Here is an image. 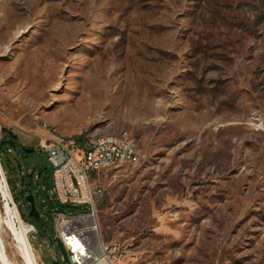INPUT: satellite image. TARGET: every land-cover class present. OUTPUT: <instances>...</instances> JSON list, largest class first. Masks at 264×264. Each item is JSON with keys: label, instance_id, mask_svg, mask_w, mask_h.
Instances as JSON below:
<instances>
[{"label": "rangeland", "instance_id": "374dc122", "mask_svg": "<svg viewBox=\"0 0 264 264\" xmlns=\"http://www.w3.org/2000/svg\"><path fill=\"white\" fill-rule=\"evenodd\" d=\"M45 124L134 141L140 162L94 179L122 264H264V0H0V143L17 136L0 149L10 264H25L19 208L38 264H65L45 191L40 220L28 215L51 181Z\"/></svg>", "mask_w": 264, "mask_h": 264}, {"label": "built area", "instance_id": "2783aa9c", "mask_svg": "<svg viewBox=\"0 0 264 264\" xmlns=\"http://www.w3.org/2000/svg\"><path fill=\"white\" fill-rule=\"evenodd\" d=\"M41 127L36 135L38 148L48 155L51 185L48 189L44 185L33 189V195L41 190L46 192L41 205L50 213L52 238L61 241L67 253V264H122V257L129 253L119 243L107 245L102 236L97 208L102 190L96 187L94 179L109 169L140 162V155L130 154L127 142H120V136L110 139V145H101L99 139L94 146H87L84 139L79 141L76 138H65V143H55L48 134H41ZM20 175L25 176L22 168ZM2 177L12 195L4 169ZM36 178L39 180L40 176ZM11 199L18 209L19 203L13 196ZM67 205L85 206L86 211L72 213L62 209ZM45 220L49 221V216H45ZM21 222L35 239L38 234L36 226L24 219Z\"/></svg>", "mask_w": 264, "mask_h": 264}, {"label": "bare ground", "instance_id": "6f19581e", "mask_svg": "<svg viewBox=\"0 0 264 264\" xmlns=\"http://www.w3.org/2000/svg\"><path fill=\"white\" fill-rule=\"evenodd\" d=\"M43 134H48L50 138L52 139V141L55 143H65V138L66 139L75 138V137L64 136L62 134H59L56 128L49 126L48 124L44 125ZM118 138H119V135L107 134V135H99V136L90 135L83 139H84V143L87 144V146H94L96 143L99 142V139H101V145H110V139H118ZM120 142H127V148L129 149L130 154L140 155L134 141L129 139L127 135H120ZM2 171H3V167L0 163V177H1L0 189L3 190V194L5 196L4 198L8 199L9 196H11V193L7 188L5 179L2 177ZM17 212H18V209H17ZM22 226H23V233L17 238L18 243L21 245V247H19L20 248L19 257H22L25 264H38L37 259L34 254V248L28 238L29 230L27 229L25 225H22ZM0 264H10L9 262H7L6 257L3 256L2 249H0Z\"/></svg>", "mask_w": 264, "mask_h": 264}, {"label": "water", "instance_id": "95a60500", "mask_svg": "<svg viewBox=\"0 0 264 264\" xmlns=\"http://www.w3.org/2000/svg\"><path fill=\"white\" fill-rule=\"evenodd\" d=\"M4 143L9 144V145H11V146H15V143H16V142H15V140H13V139L3 140V141L0 143V148L3 146ZM32 151H33V150H27L28 153H29V152H32ZM26 200H27V202H28L29 205H30L28 215H29L30 217H32V218H35V219H37V220H40V213H39V210L37 209L36 204H35V196H34L33 194H29V195L26 197ZM56 241H57L58 245H59V246L61 247V249H62V252H63V254H64V256H65V264H67V262H68V259H67V253H66V251H65V249H64V247H63L61 241L58 240V239H57ZM53 264H61V263L58 262V261H54Z\"/></svg>", "mask_w": 264, "mask_h": 264}, {"label": "trees", "instance_id": "16d2710c", "mask_svg": "<svg viewBox=\"0 0 264 264\" xmlns=\"http://www.w3.org/2000/svg\"><path fill=\"white\" fill-rule=\"evenodd\" d=\"M13 136V140H15V142H16V138H17V136L16 135H12ZM83 138L81 137V138H77V140H79V141H81ZM9 147L10 148V146L8 145V144H6V143H4L3 144V146L0 148V149H2V148H4V147ZM10 150H11V148H10ZM1 164H2V162H1ZM3 166V165H2ZM40 176V175H39ZM41 178V177H40ZM8 183H9V181H8ZM42 185H44L45 187H46V189H48V188H50V185H51V181H49V183H47V182H43L42 183ZM9 186H10V183H9ZM10 188H11V186H10ZM23 188V187H22ZM11 192H12V189H11ZM13 194V193H12ZM15 200H16V198H15ZM19 211H20V213H21V217L24 219V220H26V221H28L27 219H26V215L21 211V209L19 208Z\"/></svg>", "mask_w": 264, "mask_h": 264}, {"label": "flooded vegetation", "instance_id": "af4514ba", "mask_svg": "<svg viewBox=\"0 0 264 264\" xmlns=\"http://www.w3.org/2000/svg\"><path fill=\"white\" fill-rule=\"evenodd\" d=\"M7 139H9V137H7V138H4L3 140H7ZM3 140H2V141H3ZM8 145H9V144H8Z\"/></svg>", "mask_w": 264, "mask_h": 264}]
</instances>
